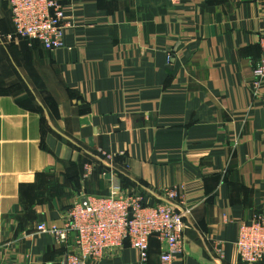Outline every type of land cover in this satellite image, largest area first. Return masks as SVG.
<instances>
[{"label": "crops", "instance_id": "0c3cea01", "mask_svg": "<svg viewBox=\"0 0 264 264\" xmlns=\"http://www.w3.org/2000/svg\"><path fill=\"white\" fill-rule=\"evenodd\" d=\"M55 1L70 28L49 52L6 41L0 0V264H66L73 236L38 225L62 227L85 195L152 205L165 188L190 210L178 263L244 264L238 226L264 212V0ZM159 256L150 240L145 263L125 243L90 264Z\"/></svg>", "mask_w": 264, "mask_h": 264}, {"label": "built area", "instance_id": "2783aa9c", "mask_svg": "<svg viewBox=\"0 0 264 264\" xmlns=\"http://www.w3.org/2000/svg\"><path fill=\"white\" fill-rule=\"evenodd\" d=\"M14 33L6 41L30 39L40 47L54 52L63 47L66 30L61 5L55 0H8ZM256 87L264 83V57L253 69ZM111 163L113 156L101 151ZM91 165L84 166L83 178H88ZM175 188H165L163 199L146 204L138 193L114 192L100 196H82L63 216V226H37V232L47 234L62 245L73 236L74 249L66 255V264L100 263L108 253L123 248L127 243L136 251L140 262L148 258L149 241L160 245L159 264H181L177 258L184 251V219L187 208L177 211ZM238 259L244 264L264 260V212H256L249 223H240L235 242ZM219 257L222 251L216 250Z\"/></svg>", "mask_w": 264, "mask_h": 264}, {"label": "trees", "instance_id": "16d2710c", "mask_svg": "<svg viewBox=\"0 0 264 264\" xmlns=\"http://www.w3.org/2000/svg\"><path fill=\"white\" fill-rule=\"evenodd\" d=\"M133 193V192H132ZM135 193V192H134ZM151 240H155V239H151Z\"/></svg>", "mask_w": 264, "mask_h": 264}, {"label": "bare ground", "instance_id": "6f19581e", "mask_svg": "<svg viewBox=\"0 0 264 264\" xmlns=\"http://www.w3.org/2000/svg\"><path fill=\"white\" fill-rule=\"evenodd\" d=\"M150 242V241H149Z\"/></svg>", "mask_w": 264, "mask_h": 264}]
</instances>
